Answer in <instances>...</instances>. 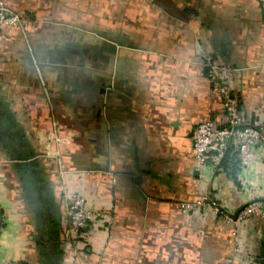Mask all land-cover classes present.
Wrapping results in <instances>:
<instances>
[{
    "label": "crops",
    "instance_id": "0c3cea01",
    "mask_svg": "<svg viewBox=\"0 0 264 264\" xmlns=\"http://www.w3.org/2000/svg\"><path fill=\"white\" fill-rule=\"evenodd\" d=\"M1 2L25 24L0 26V263L264 264V221L182 213L264 200V150L233 178L199 171L191 140L227 121L209 63L264 125L260 0ZM73 195L111 222L78 247Z\"/></svg>",
    "mask_w": 264,
    "mask_h": 264
},
{
    "label": "built area",
    "instance_id": "2783aa9c",
    "mask_svg": "<svg viewBox=\"0 0 264 264\" xmlns=\"http://www.w3.org/2000/svg\"><path fill=\"white\" fill-rule=\"evenodd\" d=\"M264 6V0H260ZM22 17L0 3V26L19 28L24 26ZM211 68L210 80L215 86L217 96L222 100L227 117L225 127L213 121L201 122L196 126L192 135V151L198 170L212 167L218 171L225 158L230 145H235L239 153L240 166L242 170L250 167L254 150L259 147L264 150V125L259 121H248L240 110V99L234 90L221 80L216 69ZM193 209H210L229 223L240 225L252 220L264 221V200H252L242 203L236 216L226 213L222 205L203 196L196 202L182 205V213L185 215ZM67 237L75 245L80 244L95 227L96 223H104L110 226V213L108 211L91 210L87 206L86 199L80 195L67 198ZM3 210L0 205V221ZM108 222V223H107ZM239 252V248L236 249ZM2 264V263H0ZM8 264V263H6Z\"/></svg>",
    "mask_w": 264,
    "mask_h": 264
},
{
    "label": "trees",
    "instance_id": "16d2710c",
    "mask_svg": "<svg viewBox=\"0 0 264 264\" xmlns=\"http://www.w3.org/2000/svg\"><path fill=\"white\" fill-rule=\"evenodd\" d=\"M213 89L215 91L214 84H213ZM240 110H241V103H240ZM241 112H242V110H241ZM225 124H220V128L225 127ZM219 170L223 171V173H225L229 177H233V178L238 176L239 171L242 170L241 166H240L239 153L237 152V148L235 145L232 144L228 148L227 154H226L225 158L223 159Z\"/></svg>",
    "mask_w": 264,
    "mask_h": 264
}]
</instances>
